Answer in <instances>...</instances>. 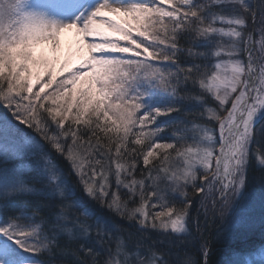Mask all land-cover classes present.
<instances>
[{"label": "snow or ice", "instance_id": "1", "mask_svg": "<svg viewBox=\"0 0 264 264\" xmlns=\"http://www.w3.org/2000/svg\"><path fill=\"white\" fill-rule=\"evenodd\" d=\"M0 107V264H264V0H0Z\"/></svg>", "mask_w": 264, "mask_h": 264}, {"label": "trees", "instance_id": "2", "mask_svg": "<svg viewBox=\"0 0 264 264\" xmlns=\"http://www.w3.org/2000/svg\"><path fill=\"white\" fill-rule=\"evenodd\" d=\"M0 115L6 116L9 120H12L13 123H16L13 118L11 117V114L4 109L3 107H0ZM162 120H166L167 118H161ZM19 127H21L25 132H30L31 130L25 128L23 125H18ZM259 245V234L257 233L256 235H254L252 237V239L250 241H248L247 243H240L237 242L236 247L239 248L243 254L244 253H248L254 246H258ZM221 255L217 254L214 255L212 257V260L215 262V264H218L219 260L221 259Z\"/></svg>", "mask_w": 264, "mask_h": 264}, {"label": "rangeland", "instance_id": "3", "mask_svg": "<svg viewBox=\"0 0 264 264\" xmlns=\"http://www.w3.org/2000/svg\"><path fill=\"white\" fill-rule=\"evenodd\" d=\"M70 42V37L69 36H65L64 38V47H65V51L67 50V44ZM244 255L246 256L247 253H244ZM249 258H254V257H249Z\"/></svg>", "mask_w": 264, "mask_h": 264}]
</instances>
